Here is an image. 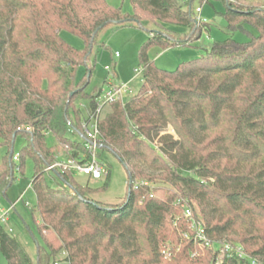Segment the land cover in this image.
Segmentation results:
<instances>
[{"label":"trees","instance_id":"trees-1","mask_svg":"<svg viewBox=\"0 0 264 264\" xmlns=\"http://www.w3.org/2000/svg\"><path fill=\"white\" fill-rule=\"evenodd\" d=\"M194 1L130 0L131 13H123L107 0H0V146L6 148L0 198L30 157L32 213L42 238L35 264H55L62 251L68 264H249L201 246L184 217L186 206L210 241L240 244L264 264V4L221 0L229 36L173 70L158 67L147 56L151 46L197 39L200 31L192 39L173 28L194 33ZM143 21L152 28L139 50L141 85L128 101L108 104L99 121L100 148L126 169L124 200L90 198L107 187L109 171L95 188L54 171L62 186L50 187L43 173L56 151L46 135L73 154L83 150L75 139L83 137L80 103L88 98L93 109L99 95L85 91L92 67L77 80L78 66L87 63L101 31ZM244 25L256 33L239 42L233 34ZM62 30L85 47L71 46ZM168 124L175 135L166 132ZM17 135L26 143L15 161ZM0 252L7 264H31L1 224Z\"/></svg>","mask_w":264,"mask_h":264},{"label":"rangeland","instance_id":"rangeland-1","mask_svg":"<svg viewBox=\"0 0 264 264\" xmlns=\"http://www.w3.org/2000/svg\"><path fill=\"white\" fill-rule=\"evenodd\" d=\"M242 1L247 3L251 0ZM255 1L257 6H262L264 4L263 0ZM107 2L114 7L120 8L123 13H131L132 11L130 0H107ZM192 6L193 10H196L199 6L201 7L200 16L205 19V22L197 20L196 12H194L195 15H192V19L195 20V31L192 35H189L190 30L184 27L173 26V28L178 32H184L182 37L188 35L189 38L192 39L200 31L197 39H194L189 45L179 44L168 48L155 45L151 46L147 51V56L149 60L154 61L158 67L166 70H173L177 64L182 61L205 55V49L209 48L214 41H220L229 36L227 21L222 14L225 8L221 0L204 1L202 4L195 0ZM150 28L152 27H150L147 22L143 21L141 25H129L118 28L109 26L101 31L92 47L87 63H82L77 68L76 78L80 80L84 77L87 67H92L85 91L89 94H96L99 92L100 94L97 100L101 102L103 101L104 92L108 91L112 86L126 84L129 91L123 93L121 101L122 103L128 101L129 98L138 91L142 82V72L136 74L135 69L140 68L139 50L143 42L146 41ZM249 32L252 34L256 33L249 25H244L242 29L234 32L233 37L239 42H244L248 40ZM60 34L71 46L79 50L85 47L83 40L78 35L67 30H62ZM80 108L83 115L86 117L90 111V102L88 98L82 99ZM109 111L110 107L105 105L100 114V119ZM166 132L175 135V131L171 124H168ZM75 139H80L82 141L80 137H75ZM46 142L49 146L55 148L56 154L59 155V157L62 155L59 153L63 152L65 147H61L51 134L46 135ZM25 143L26 139L21 135H17L12 147L13 154H18ZM152 143L158 146L157 138ZM5 151L6 148L0 146V159ZM97 153L100 160L106 165L110 175L107 187L89 196L92 200L104 204H119L124 200L127 192L126 169L119 158L110 150L98 148ZM16 164H18V162H16ZM33 167L34 163L31 158L26 157L22 172L14 171V180L12 184L7 189L6 195L0 198V205L4 208L9 207L10 204L14 202L16 203L15 209L10 213L8 221L3 223L2 226L7 232L9 228L11 229V232H8V234L19 241L30 258L31 264H35L36 261V241L40 244L42 243V238L36 225L39 216L35 212L32 213V208L35 205V194L30 186ZM43 177L52 188L62 186V181L56 177L53 172L45 171ZM105 178L91 179L82 173L73 174V179L77 184L81 186L88 185L93 188L101 186L106 180ZM188 208L192 212V209L190 207ZM197 220L201 221L200 219ZM201 223L203 224L202 221ZM64 258L65 253L62 251L56 257L57 264H68ZM0 264H7L1 252Z\"/></svg>","mask_w":264,"mask_h":264},{"label":"built area","instance_id":"built-area-1","mask_svg":"<svg viewBox=\"0 0 264 264\" xmlns=\"http://www.w3.org/2000/svg\"><path fill=\"white\" fill-rule=\"evenodd\" d=\"M196 19L205 22V19L201 18V7H197ZM141 67L135 69V73L141 72ZM129 91L126 84H120L112 86L108 91L104 92L103 101L99 102L96 98L95 107L90 109L87 116L82 122L83 131V150L76 149L73 154L72 150L66 146L60 157L56 154V159L51 164L45 167L47 172H69L71 174L82 173L87 175L91 179H101L108 175L106 165L100 160L98 156V148L101 146V135L99 131L100 114L105 105L113 103L115 101H121L124 92ZM100 94V93H99ZM99 96V95H98ZM122 102V101H121ZM13 159L17 161L18 154L13 156ZM15 202L10 204L9 207L4 208L0 205V224L6 223L9 219L10 213L15 209ZM184 216L189 221V229L194 236V239L199 240L200 244L205 247H212L218 251L219 257L227 254L229 256H237L238 258H248L249 264H261L254 258H250L244 251L240 244H231L228 242H212L205 234L204 224L201 221L195 219L191 210L188 207L184 208ZM11 232V229H8ZM184 237H189L188 233H184ZM57 264V262L55 263Z\"/></svg>","mask_w":264,"mask_h":264},{"label":"water","instance_id":"water-1","mask_svg":"<svg viewBox=\"0 0 264 264\" xmlns=\"http://www.w3.org/2000/svg\"><path fill=\"white\" fill-rule=\"evenodd\" d=\"M13 139H14V137H13Z\"/></svg>","mask_w":264,"mask_h":264}]
</instances>
